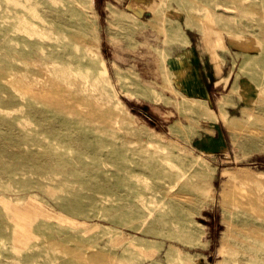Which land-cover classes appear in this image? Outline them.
Returning <instances> with one entry per match:
<instances>
[{
    "label": "rangeland",
    "instance_id": "obj_1",
    "mask_svg": "<svg viewBox=\"0 0 264 264\" xmlns=\"http://www.w3.org/2000/svg\"><path fill=\"white\" fill-rule=\"evenodd\" d=\"M125 1L0 0V264H264V101L217 122L173 67L264 0Z\"/></svg>",
    "mask_w": 264,
    "mask_h": 264
},
{
    "label": "crops",
    "instance_id": "obj_2",
    "mask_svg": "<svg viewBox=\"0 0 264 264\" xmlns=\"http://www.w3.org/2000/svg\"><path fill=\"white\" fill-rule=\"evenodd\" d=\"M125 4L127 10L141 17L142 14L155 16L160 9L167 10V4L171 3L170 0H126ZM186 41L184 54L173 67L185 74L188 97L213 100L215 121H226L242 109L264 101L262 41L254 36H234L232 40L223 42V47L217 48L210 46L208 38L196 30L192 36H186ZM192 77L195 79L190 80ZM214 131H217L218 138L216 146L220 147L222 131L220 128Z\"/></svg>",
    "mask_w": 264,
    "mask_h": 264
}]
</instances>
